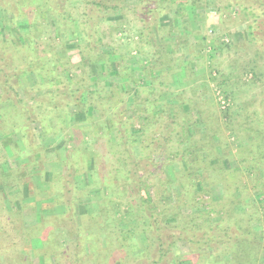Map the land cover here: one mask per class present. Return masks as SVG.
<instances>
[{"label":"trees","instance_id":"16d2710c","mask_svg":"<svg viewBox=\"0 0 264 264\" xmlns=\"http://www.w3.org/2000/svg\"><path fill=\"white\" fill-rule=\"evenodd\" d=\"M72 1L0 0V11L4 15L12 16L17 20H27L28 30L30 29L25 33L26 35H21L18 31V35L13 41L9 38H0V103L13 102V99L19 96L17 87L20 85V79L30 80L33 78V84L30 85L31 90L45 91L38 97L36 103H41L42 106L48 105L46 107L47 115L40 119L44 133H47L51 128L48 126L50 121L47 119L49 118L55 117L54 120L57 122L55 125L62 129L69 126L70 119L68 118L81 115L82 118L73 122V125L70 121L73 146L68 156L70 159L61 161L62 164H65L64 171L69 166L67 169L72 167L77 175H82L86 165L79 157L82 155V158L87 160H85L86 164H90L98 156L94 155L91 158L80 147L83 140L79 139L81 137H79L78 131L85 129L84 133L86 130L93 132L95 137L92 142L94 144H97L98 140H103V143L108 145L107 152L111 153L112 166L106 169L113 170L107 172L108 175L104 177L96 171L98 164H101L100 161H93L95 169L90 170L89 175L93 181L88 183L86 188L100 185V188L104 187V190L115 192L119 185L125 187L124 192H120V195L126 193L130 201L128 202L125 197L126 199H117L115 203L125 204L124 206L132 208L138 219L135 220L136 224L131 229H125V221L122 216L118 215L113 217L119 225V227H115L114 231L98 226L92 227L86 233L82 230L70 233L69 235L73 239H68V241L74 243L75 249L69 250L72 257L69 256L68 260L65 259L66 263L64 264H87L83 256H88L92 264H106L103 254H111L112 258L114 256L107 242L112 243L113 239L123 238L129 239L133 243L132 252L134 254L130 253L132 259L147 260L143 264H182L184 257L177 255L173 257L172 252V247L176 241L180 240L186 242L188 247V252L184 255L187 264H264L261 257L259 258L260 254L258 255L256 252L260 249V245L263 244L264 248V236H260L253 229L254 224H263L264 201L259 206L256 201L252 200L253 194L261 196L264 200V99L256 104L248 103L242 107L236 106L234 111L229 110L230 107L225 111L223 109L219 111L211 95L200 98L195 87H199L198 83L203 82L201 85L207 89L206 80L200 77L201 74L193 73L192 69L182 66L184 65L183 61H178L179 63L174 61L176 51L174 48L168 47L169 34L161 32L164 29L162 25H157L154 30L150 28V19H155L156 14L166 11L176 13L191 0L138 1L141 14L150 17L149 22L143 25L142 32L147 39V44H152L153 39L160 40V45L165 44L166 50L164 47L163 50L154 48L155 54L151 55L152 61L148 65L138 63L139 67L135 71L138 74L143 73L142 75L147 77L150 86L156 79L166 86L173 76L176 77L179 74L180 67L187 79L196 81L192 85L193 88L183 89L173 95L171 101H175V103L164 102L161 97L166 91H163L162 88L157 90L158 93L153 99H149L151 90L147 89L142 90V93L140 90L137 93L133 91L132 98H129L128 94L133 93L131 89L127 92L120 91L116 82L110 83L106 80L109 78L108 73L111 71L109 67H111L117 76L126 80V87L130 88L132 83L131 88L136 87L138 86L136 85L138 77H135L134 69L124 61L125 58L127 59L126 55H119L115 46H110L112 47L110 51L102 49V43L104 44L102 33L100 35L99 31L95 32L90 26L91 23L95 28L101 21L89 23L93 16L88 13V10L100 11L103 7L107 8V0H80L84 7L81 18L71 17ZM231 1L236 8L240 9L239 14L242 11H248L249 15L253 17L251 22H249L250 19H246L251 34L254 29L251 24L262 22L264 26V0ZM253 4L256 9L253 8ZM234 10L237 11V9ZM252 10L255 12L253 13ZM40 15L47 19V15H49L57 33L61 26L71 24L73 21L83 28L78 33L81 34V39L76 45L80 62L73 66L75 69L63 62V57L57 64L54 54L52 58L47 55L49 52L41 53V50L38 49L39 44L43 43L35 41L38 39L36 32L41 33V29L36 26L34 20ZM44 28L48 31L47 26ZM85 29L86 31H84ZM260 33L264 38V30ZM75 34L77 33L72 28L68 37H74ZM63 36L57 34L50 38L53 49L57 47L56 45H62ZM57 38L59 42L55 43ZM255 38L252 34V41ZM21 39L24 41L20 42ZM257 39L259 40L260 37ZM117 55H119L120 61L112 67L110 65L112 56ZM213 60V56H211L210 61ZM69 61L70 59H68ZM91 65L99 67L105 78L91 74L89 71ZM241 65L243 71H241L239 80L243 78L245 85L264 83L263 73H257L252 63L244 61V65ZM73 72L76 74L71 76ZM225 78L221 75L220 82L215 85L218 89L223 90L224 98L230 99L232 105L238 91L236 89L235 91L227 90ZM215 79L211 78V81L214 82ZM11 95L15 98H12ZM136 104L140 106L136 113L138 116H135L136 118L129 117L127 111L130 108L133 110ZM72 106H76V110L73 112L70 111ZM155 106L159 107L158 115H155ZM26 110L24 107L21 112L25 113L27 122L31 118ZM1 111L3 110L0 109ZM14 112L11 113L13 116L15 115L14 118H17L19 114L17 107ZM193 112L198 113L197 120L194 119ZM10 118L11 114L8 113V121ZM136 121H140L138 129L135 127ZM155 121L159 122V126L153 130L152 123ZM168 125L172 127L171 131L164 129L165 126L169 127ZM190 127L194 128L193 133H190ZM15 130L21 133L24 151L27 150L28 152H26L31 154L39 149L38 145L32 147L34 143L31 139L32 136L27 137L28 129L25 131L26 129L20 127ZM138 136L140 137V150L145 155L140 156L133 151L132 147L135 146ZM231 137L240 143V147L229 141ZM242 141L245 144H241ZM2 144L7 146L8 140H3ZM160 149L164 150L163 155L159 152ZM86 150L89 153L92 152L88 148ZM101 157H105L104 151ZM145 157L148 159V163L140 161ZM28 158L29 156L26 159ZM26 162L28 161L26 160ZM36 162L39 168H42L41 172L43 173L44 159L40 158ZM27 164L29 165V163ZM241 166H245L248 170L245 172L241 168H237ZM145 167L146 170L143 169ZM64 171L53 173L52 179L49 180V190L53 206H58L62 202L66 212L46 216L40 213L36 214V221L30 225L22 219V212L24 207L33 203H25L21 197L18 200L20 209L11 207L9 211L0 191V251L4 254L6 264H25V257L29 259L28 256H44L41 248L32 246L34 241L50 248L49 255L45 253V257L49 259L50 254H53L55 259L60 260L56 256L60 243L55 238H60L62 229L57 226V221L66 223L65 226L71 225L69 219L75 216V202L81 195L75 181H66L68 174L65 175ZM18 174L17 178L20 177L19 181L18 179V182L16 181L18 195L24 194V191L29 195L33 191H37L35 184L28 185L22 179L24 175L29 177L27 166ZM212 186L221 187L222 193L219 194L217 200L213 198ZM102 194L100 193V196ZM38 200L40 198L36 199V201ZM167 208L173 209V217L174 215L179 216L181 213L191 214L186 217L189 221L178 222L177 226L171 225L167 219L169 213L166 215L164 213L168 211ZM105 211L107 217L115 215L113 209ZM194 212L197 217L193 216ZM7 213L8 217L13 219L12 221L7 220ZM17 215L20 216L21 221ZM96 216L99 217L100 214L90 215L88 223L98 224ZM198 218L201 219L198 220ZM120 226H123L124 229ZM90 227L88 226V228ZM173 229L178 230V233H171ZM8 234L12 240L10 249L7 244L2 251L1 246L4 245L1 240H8ZM104 239L107 241L104 247L108 245L109 248L103 249L104 247L100 245ZM7 240L4 241L7 242ZM128 254L127 252L126 255ZM0 264H2L1 259ZM48 264H50L49 260Z\"/></svg>","mask_w":264,"mask_h":264},{"label":"rangeland","instance_id":"374dc122","mask_svg":"<svg viewBox=\"0 0 264 264\" xmlns=\"http://www.w3.org/2000/svg\"><path fill=\"white\" fill-rule=\"evenodd\" d=\"M138 1L139 0H107V8L103 7L100 11L88 10V13L93 16L90 19L89 23L101 21V23L97 24L95 28L91 23L90 26H92L95 32L99 31L100 35L102 33L101 37L103 38L104 42V44L102 43V49L105 51H110L112 50V47L110 46H115L116 51L120 53L119 55H126L127 59L125 58L124 61L130 64L134 71L139 67L138 63H141L140 65H148L152 61L151 55L155 52L156 49L163 50L164 47V49L166 50L165 44H163L164 46L160 45V40L155 41L153 39L152 44H147V39H145L142 32L143 25H146L149 22L150 17L148 18V16L141 14L142 11L141 8H138ZM233 4L234 3L231 0H196V2H193V0H191L190 2H187L183 7H181L180 10H177L176 13L174 11H166L164 13L156 14L155 19L153 18L154 20L150 19V28H152L151 30L156 29L157 25H162L164 29L161 30V32H168V47L174 48L176 51V54L174 55V61L176 63H179L178 61H183L184 65L182 66L192 69L193 73L195 72L201 74L200 77L206 80L207 89H205L203 85H201L203 84V82H199L198 85L200 86L195 87L196 91L200 94V98H206L208 97V95H211V98L217 104L219 111L221 109L225 111V109H227L228 107H230L229 110L234 111V108H236V106L242 107L244 105H247L248 103L256 104L257 102H260L264 99V83L262 84L261 82H259L254 85H245L243 82V78L242 80H239L241 71H243L241 64L244 65V61H249L250 63H252L253 67H255V69L257 70V73H263L262 79H264V38L260 33V31L264 30V26L262 22L258 24H251L254 28H252V34L256 37L252 41V34L250 32L246 19H250L249 22H251L253 17L249 15L248 11H242L241 14H239L240 9L236 8ZM252 6L254 9H256L254 4ZM71 8V17H82L84 7L80 0H73L71 3ZM234 9H237L238 12ZM254 12L255 10L253 11V13ZM47 16L48 19L40 15V17L38 16V18L34 20L36 26L40 27L41 29V33L36 32L38 39L35 41H38V43H43L41 45L39 44L38 49L41 50V53L46 54L49 52L47 54L49 57H52L54 54V56H56L55 58H57V64L60 63L59 59L63 57V62L71 65L72 69H75L73 66H76V64L80 62V57L76 45L81 39V34L78 33L80 32V29L82 30L83 28L78 26L77 22L73 21L71 24L69 23L61 26V29L58 30L57 33L54 23L50 21L49 15ZM28 24V21L25 19L17 20L12 16L4 15L0 11V38H9L13 41L16 38V35H18V31L21 35H26L25 33L27 31L29 32L30 30H28ZM46 26L48 31H46L44 28ZM72 28L77 34H75L74 37L70 38L68 36ZM84 31H86V29ZM57 34H59V36L64 35V40H61L62 45H56L57 47L53 49V43L52 41H50V38H52L53 35L57 36ZM258 37H260L259 40L257 39ZM22 39L20 42L24 41ZM58 42L59 40L57 38L55 40V43ZM119 55L112 56V63L110 64L112 67L115 66L116 62L118 63L120 61ZM211 56H213V61H210ZM68 59H70L69 62ZM172 67L174 68L173 65ZM109 70L111 71H109V78L106 81L110 83L116 82L120 91L127 92V90L131 89L132 92L134 91L135 93H137L140 90V93H142V90L147 89L149 91L151 90V92H149V99H153L158 93L157 90H160V88H162L163 91L166 92L162 95L163 97L161 98H163L164 102L168 103H175V101H171V97L173 95L181 92L183 89L189 90L190 87L193 88L192 85L196 83V81H193L192 79H187L184 72L179 67V74H177L178 77L173 76L171 81L166 86H163L158 79L154 80L153 84L150 86V84H148L149 81L147 80V77L142 75L143 73L138 74L137 71H135V77H138V82L136 84L138 86H134L131 88V86H133L132 83L131 86H129L130 88H128L126 87V80L117 76L115 74V70H113L111 67H109ZM89 71L93 75H99L105 78L102 71L97 66L91 65L89 67ZM75 74L76 72H73L71 76ZM221 75H223V77H226V85L228 87V89L226 87L227 90L235 91L236 89L238 91L236 92V100H234L232 105L230 99L226 100L224 98L222 94L223 90L218 89L215 85L217 82H220ZM211 78H216L217 80L215 79V81L212 82ZM38 79H41V77H38ZM32 80L33 78H30V80L23 78L20 79V85L17 87L19 96L15 98L11 95L12 98H15L13 99V102L10 101L4 104L0 103V109L3 110L1 111L2 113L0 112V191L2 197L4 198V203L8 207L9 211L11 207L13 209L17 208V210L20 209V203H18V200H20L21 197L25 203H33L29 206H26L27 208L24 207L22 212V219L26 224L29 225L33 224L36 221V214L40 213L46 216L66 212L64 203L62 202L58 206H53V200L52 198L50 199L51 193L49 190V180L52 179L53 173H59L62 170L64 171L63 167L65 166V164H62L61 161L70 159V157L68 156L73 146V133L70 127L74 124L73 122L82 118L81 115H71L72 117L68 119L72 121V124L70 125L69 121V126L62 129L59 126L57 127V125H55V123H57L55 122L56 120H54L55 117L53 119L49 118L47 119L48 121H50V124L48 126L51 128L47 133H44L40 124V119L42 117L44 118V115H47L46 107L48 105L45 104L44 106H42L41 103L37 104L36 100L45 91L36 92L31 90L32 87L30 85L33 84ZM134 92L129 93L128 97L132 98V94H134ZM15 107H17L19 113L17 115V118H14L15 115L13 116V114L11 113H15ZM24 107L25 109H27L26 111L31 118V120L27 122L25 119V113L21 112V109H23ZM134 107L135 108H133V110L130 108L127 111V115L129 117L138 116V114L136 115V113L138 109H140V106L136 104V106L134 105ZM154 108L155 115H158L157 112H159V107L155 106ZM74 110H76V106H72L70 108L71 112H73ZM8 113L11 114V118L9 121ZM193 117L195 120H197L198 113L193 112ZM139 126L140 121H136V129H138ZM157 126H159L158 121L152 123L153 130H155ZM168 126L169 127L167 128L165 126L164 129L166 131H171L172 127L170 125ZM20 127H22L24 130L26 129L25 131H27V129L29 130L27 131V137L32 136L31 139L34 143L32 147L38 145L39 149L41 150H35L31 154H28L27 150V152L24 151V146L21 140V133L18 132V130H15L16 128L19 129ZM193 129V127L189 128L190 133L194 132ZM84 131L85 129H81L78 131L80 133L79 137H81L79 139L83 140V143L80 141V147H82V149L85 150V153L88 154L87 156L91 158L94 157V155H98L93 159V161H100L101 163L100 165L98 164V168L96 171L98 173L100 172L101 175L106 177L108 175L107 172L113 170L106 169L112 166L111 153L107 152L108 145L106 143H103V140H98V143L94 144L92 142L93 137H95L93 132H88L86 130V132L84 133ZM3 140H8L7 146H4L2 144ZM229 141L232 142L235 146L238 147L239 145L240 147V143H238V141H235L234 137L229 138ZM241 144H245V142L242 141ZM86 148H88L92 152L89 153ZM132 148L137 155H145V153L140 150L139 136L138 138H136V144ZM163 149H165V147H163ZM103 151L105 153L104 158L101 157ZM159 152H161V155L164 154V150L162 149H160ZM27 156H29L28 159H26ZM40 158L42 160L44 159L45 162L43 166L44 174L41 172L42 168L40 169L39 165L36 164V161ZM56 159H59L60 161H57ZM79 159L83 160L86 165L84 167L85 171L82 172V175H77L72 167L67 169L69 166L66 167L64 171L65 175L68 174L66 181H75L79 190L81 191L79 192L81 195L75 202V216L69 219L71 225L65 226L66 223H63L60 220L57 221V226L60 227L59 229H62L61 233H63H60V238H55L60 243L59 249L56 252V256L59 257L60 260L58 261L57 259H55L53 254H50L49 259L48 257H45V253L46 255H49L48 250L50 248L48 246H42V243L34 241V244L32 246L34 248H41V251L43 253L42 255L44 256H28L29 259L25 257V264H48V260L50 261V264L66 263L65 259L68 260L69 256L72 257V253L69 254V250L75 249L74 243L68 241V239H73V237L69 235L70 233H75L81 230L86 233L87 230H91L92 227L98 226L114 231L115 227H119V225L115 222L116 219H114L113 217H117L118 215L122 216L123 221H125V229H131L136 224L135 220H137L138 217L136 213H134L133 209L124 206L125 204L119 205L115 203V201L117 202V199H122L125 197L127 198L128 202L130 201L126 193H122V195H120V192H124L125 187L119 185V187L115 190L116 193L113 191L110 192L104 190V187L100 188V185H92L86 188L87 184L92 183L93 181L89 175L90 170H93V168L95 169V167L93 166L92 160L90 164H86V159H83L82 155L79 157ZM26 160L28 162H26ZM140 161L144 163L149 162L146 157L144 159H140ZM27 163H29V165ZM26 166L29 169V177L27 178V176L24 175L22 176V179H24V183H28V185H30L31 183L35 184L37 191H33V193L30 195L28 194V192L24 191V194L18 195L16 181L17 179L19 181L20 177L17 178V176L19 175V171L24 169ZM232 167H234V165H232ZM237 168H241L245 172L248 170V168L246 169L245 166ZM143 169L146 170V167ZM31 179L34 183L31 181ZM212 189L213 198L215 200L219 199L218 196L220 193H222L221 187L212 186ZM100 193L103 194L100 196ZM151 195L154 196L153 193H151ZM252 197V200L256 201L257 205L261 206V202L264 201L263 198L261 196H256L255 194H253ZM39 198L40 200L36 201V199ZM100 200L101 202H103V204L99 202ZM160 204L163 203L160 202ZM106 209H113V211H115V215L112 214L113 216L108 215L107 217V213L105 211ZM167 210L168 211H165L164 213L165 215L166 213H169V216L172 215L170 217L168 216L167 219L173 226H177L178 222H188L189 220L186 217L191 216V214L187 215L181 213L179 216L174 215V218L173 209L167 208ZM129 212L131 213V215ZM93 213L100 214L99 217L96 216L98 217L96 221L98 224L96 225H93V223H88L90 222L89 216L93 215ZM194 215L197 217L195 212L193 213V216ZM17 216V218L20 219V216ZM199 219L201 218H198V220ZM7 220L12 221L13 219L8 217ZM88 226L91 227L88 228ZM120 227L124 229L123 226ZM5 229H7V227H5ZM253 229L257 231L260 236H264V219L262 225L256 223L253 225ZM171 233L177 234L178 230L173 229ZM10 239L11 236L10 234H8V240H1L2 245H4L1 246L2 251L6 248L5 246L7 244L8 249H10V244L12 241ZM4 240H7V242H5ZM106 242L107 241L104 239L101 242L102 244L100 245L104 247ZM107 243L110 245L114 256L112 258L110 257L111 254L104 253L103 259L105 260L106 264H143L147 261L140 258L135 260L132 259V255H130V253L134 254V252H132L133 243L127 238L118 240L113 239L112 243ZM260 246V249L256 252L258 253V255L260 254L259 258L261 257V260L264 263L263 244ZM106 248H109L108 245L103 249ZM127 252L129 253L128 255H126ZM172 252L173 257L175 255L184 257V260L181 263L187 264L184 256L188 252L186 242L181 240L176 241V244L172 247ZM3 255V252L0 251L1 262L2 264H6ZM83 259L87 264H92L88 256H83Z\"/></svg>","mask_w":264,"mask_h":264}]
</instances>
